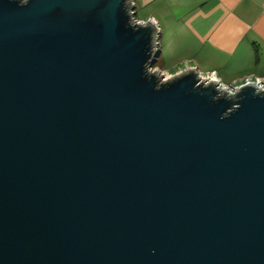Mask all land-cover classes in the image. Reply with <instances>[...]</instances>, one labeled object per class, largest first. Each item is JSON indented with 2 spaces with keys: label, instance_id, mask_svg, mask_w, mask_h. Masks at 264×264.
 Returning <instances> with one entry per match:
<instances>
[{
  "label": "water",
  "instance_id": "water-1",
  "mask_svg": "<svg viewBox=\"0 0 264 264\" xmlns=\"http://www.w3.org/2000/svg\"><path fill=\"white\" fill-rule=\"evenodd\" d=\"M132 2L0 0V264H264V90Z\"/></svg>",
  "mask_w": 264,
  "mask_h": 264
},
{
  "label": "crops",
  "instance_id": "crops-1",
  "mask_svg": "<svg viewBox=\"0 0 264 264\" xmlns=\"http://www.w3.org/2000/svg\"><path fill=\"white\" fill-rule=\"evenodd\" d=\"M133 1L136 17L160 28L164 72L215 73L223 83L232 82L227 86L264 78V0Z\"/></svg>",
  "mask_w": 264,
  "mask_h": 264
},
{
  "label": "built area",
  "instance_id": "built-area-1",
  "mask_svg": "<svg viewBox=\"0 0 264 264\" xmlns=\"http://www.w3.org/2000/svg\"><path fill=\"white\" fill-rule=\"evenodd\" d=\"M132 4L134 5V1L132 2ZM137 20V19H136ZM138 22H146V21H140V20H137ZM148 21V20H147ZM153 21V20H152ZM159 46H158V50H159ZM200 77L203 79V80H207V81H211V80H214V81H217L218 82V86L220 89H224L226 90V92L230 93V94H233V92L239 88L240 86H244V85H248V84H253V85H256L258 87L259 90H264V78H248L244 84L240 85V86H227L225 85L221 80L220 78L215 74V73H211L207 76H201Z\"/></svg>",
  "mask_w": 264,
  "mask_h": 264
},
{
  "label": "rangeland",
  "instance_id": "rangeland-1",
  "mask_svg": "<svg viewBox=\"0 0 264 264\" xmlns=\"http://www.w3.org/2000/svg\"><path fill=\"white\" fill-rule=\"evenodd\" d=\"M163 42V43H162ZM162 42H161V46H160V48H161V50H162V52H161V56H160V58H159V63H156L155 65H154V67H152V70L153 71H158L160 74H162L166 79H168V78H170L171 76H174V75H172V74H168L167 72H164L163 70H162V63H163V61H165V60H167V54H166V50H164V41L162 40ZM170 60V59H169ZM174 71H176V68L175 69H173L172 70V72H174ZM226 85H231V83L232 82H227V81H225L224 82Z\"/></svg>",
  "mask_w": 264,
  "mask_h": 264
},
{
  "label": "trees",
  "instance_id": "trees-1",
  "mask_svg": "<svg viewBox=\"0 0 264 264\" xmlns=\"http://www.w3.org/2000/svg\"><path fill=\"white\" fill-rule=\"evenodd\" d=\"M137 20H139L137 17H136Z\"/></svg>",
  "mask_w": 264,
  "mask_h": 264
},
{
  "label": "bare ground",
  "instance_id": "bare-ground-1",
  "mask_svg": "<svg viewBox=\"0 0 264 264\" xmlns=\"http://www.w3.org/2000/svg\"><path fill=\"white\" fill-rule=\"evenodd\" d=\"M157 62H158V58H157Z\"/></svg>",
  "mask_w": 264,
  "mask_h": 264
}]
</instances>
